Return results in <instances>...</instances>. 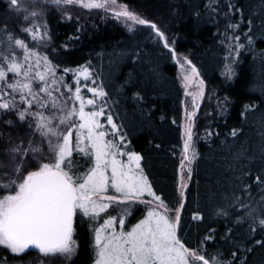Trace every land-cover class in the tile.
I'll return each instance as SVG.
<instances>
[{"label":"trees","instance_id":"trees-1","mask_svg":"<svg viewBox=\"0 0 264 264\" xmlns=\"http://www.w3.org/2000/svg\"><path fill=\"white\" fill-rule=\"evenodd\" d=\"M116 3L149 23L124 28L100 12L75 11L71 18L53 9L45 14L46 35L32 49L52 66L56 80L52 87L60 89L61 101L79 87L85 100L95 101L94 106L85 104V112L103 107V115L96 117L103 127L96 131L105 132L104 139L117 145L113 151L123 153L117 158L126 152L139 155L138 171L151 191L168 209L180 206L176 236L185 247L205 256L210 264H264V226L259 223L264 219V191L253 182L254 177L264 176V0ZM21 18L9 0H0V51L4 54L9 35L24 39L18 35L26 26ZM151 24L165 39L157 36ZM184 59L196 69L209 95L195 114V158L182 187L183 90L178 62ZM84 69L87 80L79 75ZM88 88L102 89L105 95L93 96ZM68 102L79 109V101ZM8 119L14 123H3ZM29 140L43 154L31 161L28 170H34L51 157L49 146L14 113L0 116V164L5 165L0 168V182L18 179L7 148L21 141L27 147ZM72 159L78 166L73 174H85L87 158L74 152ZM144 196L160 204L146 191ZM139 216L141 211H135L133 220ZM74 228L77 248L66 264H93L92 230L81 219L74 221ZM0 259L7 264L60 262H45L36 250L14 256L3 247Z\"/></svg>","mask_w":264,"mask_h":264},{"label":"snow or ice","instance_id":"snow-or-ice-1","mask_svg":"<svg viewBox=\"0 0 264 264\" xmlns=\"http://www.w3.org/2000/svg\"><path fill=\"white\" fill-rule=\"evenodd\" d=\"M10 2L15 6L18 0ZM50 2L57 6L78 5L88 9L105 8L109 2L116 4V0H50ZM36 15L35 11L31 12V16ZM114 15L117 19L124 17L134 24L149 23L127 8L116 11ZM28 18L24 17L26 20ZM150 26L156 30L157 36L165 39L155 24ZM229 27L235 29L237 26L230 24ZM22 31L30 34L33 40L43 38L38 35L39 29L35 25L32 28L25 27ZM7 44L9 52L4 54L0 51V116L14 113L21 123L26 122L34 133H39L47 141L51 157H45L47 162L41 160L34 170H28L32 166L31 161L38 159L36 154L43 155L41 148L33 146L31 140L27 147H23L21 141L7 148L10 163L13 164L12 173L18 179L10 178L8 183L0 182V187L5 189L15 187L12 194L0 198V247L7 249L14 256H21L30 249H36L44 257L59 255L70 259L77 248L73 229V217L77 211L95 221L100 213L106 212L110 207L129 201L135 202L146 190L154 200L160 201L161 207L171 211L160 197L151 191L147 178L143 177L142 173L137 179L121 170L123 165L115 157L123 153L113 151L117 145L111 140L104 139L105 132L96 131L103 127L96 119L103 115V107L99 111L85 112V104L94 106L95 101L85 100L79 87L74 90L72 96L64 98L63 103H60L62 94L54 95L59 89L52 87L56 84L55 73L47 57L38 56L24 39L12 35L7 37ZM165 47H169L167 42ZM16 49L20 52L17 53ZM40 67L44 68L43 72L37 70ZM192 71L195 72L196 69L193 68ZM79 75L85 80L89 78L87 69ZM69 91L72 89L69 88ZM88 91L92 92L93 96L105 95L103 90L98 88H88ZM73 100L79 101L78 110L74 103L71 105L68 103ZM191 115L189 114V118ZM74 117H78L81 122L76 123ZM107 121L114 129L116 128L111 116L107 117ZM3 123L12 125L14 121L8 119ZM74 129L77 130L75 136ZM85 129L86 135L82 131ZM236 134L233 131L232 135ZM186 137L185 153L188 152L189 142L192 140L190 127ZM85 140L87 144L83 143ZM74 152L88 157V163L93 164L84 177L72 173L76 163L72 159ZM109 156L112 157L111 160L108 159ZM128 159L138 162L141 157L130 153ZM184 160L188 164L192 162L187 155L184 156ZM109 166L111 178L106 175ZM4 167V164H0V168ZM253 182L260 185L264 191V176L254 177ZM109 187L120 195H103L108 192ZM94 197H99V200ZM103 200L111 203L99 202ZM139 202L151 203L143 200ZM121 213L120 218L108 213L103 218V224L94 229V264H191L189 258L191 261L210 264L209 259L190 251L177 238L179 209H176L174 218L154 210L148 211L147 217L129 231H117V228H123L124 217L131 213V208L125 207L121 209ZM259 223L264 226V219ZM0 264H7L6 259H0Z\"/></svg>","mask_w":264,"mask_h":264},{"label":"rangeland","instance_id":"rangeland-1","mask_svg":"<svg viewBox=\"0 0 264 264\" xmlns=\"http://www.w3.org/2000/svg\"><path fill=\"white\" fill-rule=\"evenodd\" d=\"M10 6L14 9L16 14H20L21 15V21H23V23L25 22L26 26L22 27H28V28H32L33 25L36 26V28L39 29L38 35H41L43 37V35L45 34V21H44V16L45 14L50 10L53 9L58 13H61V15L63 17L66 18H71L73 17V13L75 11L79 12V13H90V12H100L102 13L104 16H107L108 18L112 19L113 21H116L117 24H119L121 27L124 28H130L132 26V22L126 20L124 17H120L119 19H117L114 15V13L116 11H120L126 7L116 3L115 5L111 4L110 2L106 5L105 8H92V9H88V8H84V7H80L78 5H60L57 6L55 4H52L50 2V0H18L17 5H12L10 0H9ZM128 11L134 13L133 11H131L130 9L127 8ZM35 11L37 13V15L35 17L31 16V12ZM135 14V13H134ZM136 15V14H135ZM25 16H28L29 18L26 20L24 19ZM20 33V34H19ZM18 33V35L20 37L23 36V38L25 39V42L29 45L30 48H33L39 41H41V39L39 40H33L32 36L28 33H25L24 31H20ZM22 34V36H21ZM6 50V54L9 52V47L8 44L5 47ZM16 52H20L19 49H16ZM33 59H36L35 57H33ZM43 64V63H41ZM194 67L192 66V64L190 63V61L188 59H184L178 62V80H179V84L183 90V101H182V117L180 119V128L182 131V145H181V149L179 151V157H180V185L183 187L187 184L188 178L190 176V171L194 162V158H195V149H194V144H193V135H192V140L189 142V150L187 153H185L184 151V144L185 141L187 139L186 137V132L188 130V128L190 127L191 129V133L193 131V126H194V119H195V114L197 112V110L199 109V106L202 105L205 101V99L207 98V96L209 95L208 93H206V90L204 88V84L201 83L202 81L198 78L196 71L193 72L192 69ZM42 70L37 69L41 72L44 71V68L41 67ZM50 74V73H49ZM10 78H11V74ZM187 78V79H186ZM60 89H59V94L57 93V95L60 96ZM61 101V100H60ZM64 101V100H63ZM63 101H61L60 103H63ZM69 103V102H68ZM189 114L191 115V118H189ZM75 120L76 123H80L81 121H79L78 117H74L73 118ZM63 127V126H61ZM77 130L75 129L74 131V136H75V132ZM84 132V134L86 135V129L82 130ZM41 139V138H39ZM43 139V138H42ZM44 141V140H43ZM45 143H47V141H44ZM84 144H87V141L85 140L83 142ZM48 145V143H47ZM131 152H126L124 154L123 158L120 157H115L116 160H118L121 165H123V168L121 169L122 171L129 173L130 176H134L135 178L139 179L140 178V173L138 171V167H137V163L136 161H129L128 159V155ZM79 156H83L82 154H78ZM187 155L189 157V159H191V164H188L187 161L184 160V156ZM85 157V156H83ZM87 158L88 161V157ZM109 160L112 159L111 156L108 157ZM40 160V159H39ZM47 162V161H45ZM183 164V167H182ZM93 166V164H89L87 165V169L85 170V174L88 172L89 168H91ZM78 167L77 165H74L73 168ZM72 168V171H73ZM73 173V172H72ZM85 174L83 175H77L79 177H84ZM106 175L111 178V167L109 166V168L107 169ZM182 191H184V189H181ZM15 191V187L13 186L12 188H8L5 189L3 187H0V198H2L3 196L12 194ZM147 192V190H146ZM103 195L107 196V195H116L119 196V193H116L111 187H109L108 192L103 193ZM141 198V199H139ZM94 199L99 200V197H94ZM150 201L151 203H140L139 201ZM100 203H111L109 201L103 200V201H99ZM125 207H130L131 208V213L127 216L124 217V226L123 228H117V231H129L131 230L133 227H135V225H137L139 222H141L142 220H144L147 217V212L154 210L157 213L166 215L168 217L174 218V216L176 215V209H179V207H177L175 210H171V211H166L165 208L161 207L160 204L148 199L146 196L143 195L138 197L137 200L135 202L129 201L126 204H119L116 205L115 207H110L106 212H102L100 213V216L96 218L95 221H91L89 217H85L82 214L79 213V211H77L76 216L73 217V229H74V239H75V228H74V221H76L77 219H81V220H86L87 221V225L90 228V230H92L93 233V252H94V237H95V232L94 229L97 227H100L103 224V218L106 217L108 215V213H111L112 215L116 216L117 218H120V216L122 215L121 213V209H124ZM141 211V217L139 216V218H136L133 220V215L135 213V211H138L140 214ZM109 232L111 230H108ZM107 233H102V235H105ZM39 257L41 260H45V262H49V261H60L59 264H66V262L68 261V259H65L63 256H50V257H44L39 253ZM95 258V257H94ZM191 264H196L199 261H191ZM200 263V262H199ZM38 264H43L42 261L39 262ZM93 264H94V260H93ZM201 264V263H200Z\"/></svg>","mask_w":264,"mask_h":264},{"label":"water","instance_id":"water-1","mask_svg":"<svg viewBox=\"0 0 264 264\" xmlns=\"http://www.w3.org/2000/svg\"><path fill=\"white\" fill-rule=\"evenodd\" d=\"M30 250H36V249H30ZM36 251H38V250H36Z\"/></svg>","mask_w":264,"mask_h":264}]
</instances>
